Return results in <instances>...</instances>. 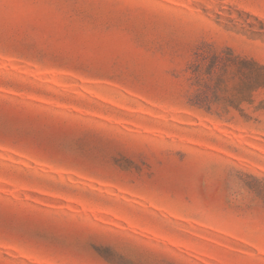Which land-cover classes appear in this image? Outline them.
I'll use <instances>...</instances> for the list:
<instances>
[{
  "label": "rangeland",
  "instance_id": "374dc122",
  "mask_svg": "<svg viewBox=\"0 0 264 264\" xmlns=\"http://www.w3.org/2000/svg\"><path fill=\"white\" fill-rule=\"evenodd\" d=\"M0 264H264V0H0Z\"/></svg>",
  "mask_w": 264,
  "mask_h": 264
}]
</instances>
